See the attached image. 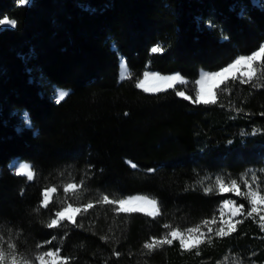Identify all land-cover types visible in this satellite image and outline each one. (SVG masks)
I'll list each match as a JSON object with an SVG mask.
<instances>
[{"label": "trees", "instance_id": "trees-1", "mask_svg": "<svg viewBox=\"0 0 264 264\" xmlns=\"http://www.w3.org/2000/svg\"><path fill=\"white\" fill-rule=\"evenodd\" d=\"M261 5L264 0H32L27 6L0 0V18L16 21L0 27V235L22 230L25 255L55 235L71 264H264L258 216H240L227 237L207 231L193 249L179 241L144 247L171 230L165 224L185 231L218 219L224 198L247 209L234 194L203 192L215 189L217 176L240 182L255 172L264 189V64L256 63L248 84L229 82L218 91L215 105L193 104L175 89L135 87L146 70L179 72L194 83L200 69L216 71L258 50ZM157 44L165 51L152 53ZM120 56L130 69L122 81ZM58 88L70 90L59 104ZM14 158L32 163L33 182L12 172ZM81 180L83 190L70 202L141 193L158 199L162 215H118L100 204L78 218L83 227L46 229L49 213L34 211L38 191ZM55 198L63 199L62 191Z\"/></svg>", "mask_w": 264, "mask_h": 264}, {"label": "snow or ice", "instance_id": "snow-or-ice-1", "mask_svg": "<svg viewBox=\"0 0 264 264\" xmlns=\"http://www.w3.org/2000/svg\"><path fill=\"white\" fill-rule=\"evenodd\" d=\"M32 3V0H18L20 6H27ZM264 7V5H261ZM16 21L10 19L8 16L0 18V26L15 27ZM213 27V25H209ZM2 30V29H0ZM224 39H227L224 37ZM165 49L157 44L151 48L152 53H162ZM264 64V44H261L258 50H254L250 55H238L225 67H221L218 71H202L199 79L195 80V99L191 95H187L186 91H176L175 95L190 101L196 105H215L217 103V92L227 90L229 82L239 81L242 84H248L257 76L256 63ZM123 75V74H122ZM179 73L174 75H161L158 72L144 71L143 78L135 83L137 89H142L145 93H162L170 89H174L177 85L183 86L188 84ZM224 85V88L221 86ZM69 95L68 91L57 90L56 97H54L57 104L61 103ZM239 111V109H238ZM264 115V113H261ZM27 120V114H25ZM257 129L253 128L252 133L255 134ZM241 136L246 133L241 132ZM229 144L232 141H228ZM131 168L136 169L137 165L131 161H126ZM15 168V175L25 177L27 182H33L35 173L32 165L29 163H21L16 161L13 164ZM91 168V166H90ZM103 172V169L100 170ZM156 169H147L148 173H155ZM264 172V169L260 170ZM247 173L240 177V182L237 179H230L226 181L224 177L217 176L215 180V189L210 185L203 188L205 194H211L214 191L219 194H234L235 197L243 198L248 204L245 208L244 203H237L235 199H222L220 205V217L214 216L211 221L204 220L202 225L188 228L181 231L180 228L172 227L170 224H165L167 231L162 237H152L145 244L144 247L148 250L156 248L158 245H172L173 241H179V245L184 249H193L204 243L206 233L201 231L202 226L215 224L216 228H208V232H214L217 237H227L237 230V225L242 223L241 220L234 219L240 216L259 217L261 228L264 229V189L260 187L262 183L256 173L251 174V178H246ZM241 183L244 190L241 189ZM84 181L66 182L60 186H45L42 191H38V205L34 209L36 213L42 210L49 213V220L44 225L48 230H61L68 225L73 227H83L78 218L83 214H87L89 210L97 205L103 204L112 207L116 214H130V213H144L149 217H159L162 215L161 209L158 207L157 200L150 199L148 196L142 195H128L121 199H110L108 195H103L100 199L93 203L88 202L75 203L70 202L78 198L79 193L82 192ZM63 193V199L58 202L56 196ZM23 196L24 193H21ZM58 207L54 210V205ZM225 209H227V219H225ZM42 223H44L42 221ZM5 235H0V264H71V259L62 255L61 248L57 247L54 242L57 241V236L52 235L50 239H46L43 243L35 244V255L31 253L25 255L20 253L22 247L19 237L23 235V231H9ZM47 248L46 251L42 250ZM119 255V253H116Z\"/></svg>", "mask_w": 264, "mask_h": 264}, {"label": "rangeland", "instance_id": "rangeland-1", "mask_svg": "<svg viewBox=\"0 0 264 264\" xmlns=\"http://www.w3.org/2000/svg\"><path fill=\"white\" fill-rule=\"evenodd\" d=\"M0 27H3V26H0ZM241 55H243V54H241ZM245 55H250V54H245ZM255 67H256V64L254 65ZM130 69H129V65H128V63H127V61L125 60V58H123V57H119V74H118V79H119V81H122V80H124L125 78H127L129 75H130V71H129ZM146 71H149V72H156V71H152V70H146ZM202 71H209V70H206V69H200V71H199V74H198V77L196 78V80L197 79H199V77H200V74H201V72ZM216 71H218V70H216ZM158 73H160V72H158ZM177 73H179V72H175V73H170V74H162V73H160L161 75H165V76H167V75H174V74H177ZM123 74V75H122ZM185 80H187V81H189V83L188 84H186V85H183V86H180V85H177V87L176 88H174L175 90H177V91H186V94L187 95H191L192 97H193V99H195V88L197 87L196 85H195V83H192L191 81H190V79L188 78V77H186L185 75H183V74H181V73H179ZM143 78V75H142V77L140 78V79H142ZM57 90H65V91H70L69 89H66V88H58V89H56L55 90V93H54V97H56V93H57ZM56 98H58V97H56ZM16 161H19V162H21V163H29L30 165H32V163L31 162H29V161H26V160H18L17 158H14L13 160H12V162L10 163V168H11V170L15 173V168L13 167V164L16 162ZM32 169H33V166H32ZM33 171H34V169H33ZM35 173V172H34ZM243 190V189H242ZM133 195H142V196H148L150 199H155V200H157V203H158V207L160 208V206H159V201H158V199L157 198H155V197H152V196H149V195H146V194H141V193H137V194H133ZM228 199H232V198H228ZM220 217V216H219ZM225 219H227V209H225V217H224ZM239 217H236V218H234V219H238ZM219 220V218L217 219V221ZM215 225V224H214ZM207 227L209 228V227H213L211 224H209V225H207ZM206 228V226L204 227V228H201V231L202 232H207L208 231V229H205ZM185 232H186V230H185ZM234 260H236V258L234 257Z\"/></svg>", "mask_w": 264, "mask_h": 264}, {"label": "bare ground", "instance_id": "bare-ground-1", "mask_svg": "<svg viewBox=\"0 0 264 264\" xmlns=\"http://www.w3.org/2000/svg\"><path fill=\"white\" fill-rule=\"evenodd\" d=\"M130 71V70H129Z\"/></svg>", "mask_w": 264, "mask_h": 264}]
</instances>
